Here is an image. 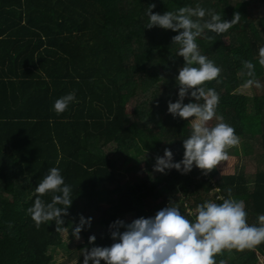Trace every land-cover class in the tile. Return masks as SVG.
Instances as JSON below:
<instances>
[{"label": "trees", "instance_id": "trees-1", "mask_svg": "<svg viewBox=\"0 0 264 264\" xmlns=\"http://www.w3.org/2000/svg\"><path fill=\"white\" fill-rule=\"evenodd\" d=\"M153 3V13L200 5L229 22L237 3L246 4L245 24L222 34L206 30L196 42L201 54L221 69L217 80L204 85L220 97L217 115L235 129L245 154L256 145L264 159V113L231 115L225 103L228 94L243 95L248 77L239 75L242 60L255 65L261 84L250 87L251 98L264 97V67L258 62L264 16L254 0H0V244L13 234L17 245L24 243L15 263L0 257V264H83V249L113 243L110 225L119 215L154 217L168 206L194 220L199 204L236 197L245 203L249 225L259 226L263 170L252 182L243 171L220 176L216 168L206 179L195 167L188 173L154 170L166 148L173 163L182 161L183 140L191 128L190 121L168 112V103L179 99L176 77L184 60L177 55L179 45L172 44L178 33L146 28ZM71 92L75 100L57 113L55 101ZM132 102L136 107L129 113ZM189 102H195L190 94L184 100ZM111 145L114 152L107 154L104 149ZM229 149L236 151V146ZM53 167L71 187L69 215L62 217L67 232H56L54 221L37 227L27 212L35 187ZM129 171L144 176L132 183L126 181ZM52 196L48 192L40 198L47 204ZM179 197L190 212L175 203ZM108 198L113 203L106 208ZM147 201L154 205L147 207ZM13 213L21 221L8 233ZM81 215L91 218V226L80 232L83 242L73 244L69 241L77 240L72 231ZM93 229L102 233L89 243ZM258 251L264 254V242L225 250L215 259L217 264L221 259L259 264Z\"/></svg>", "mask_w": 264, "mask_h": 264}, {"label": "clouds", "instance_id": "clouds-1", "mask_svg": "<svg viewBox=\"0 0 264 264\" xmlns=\"http://www.w3.org/2000/svg\"><path fill=\"white\" fill-rule=\"evenodd\" d=\"M155 7L154 3L148 6L146 28L159 27L178 33L172 37V44L179 45L177 55L184 60L176 77L179 99L168 103V112L190 121L191 134L183 140L182 161L173 163V153L166 148L164 156L156 158L154 170L164 173L166 169H176L188 173L195 167L207 175L221 161L229 159L227 149L237 146L240 140L235 129L224 122L222 115H217L218 93L214 88L204 86L217 80L221 69L201 54L196 41L206 30L225 33L239 23L241 15L234 13L229 22L200 5L184 6L176 12L167 11L164 14L153 13ZM206 15L210 18L204 19ZM258 62L264 67V46L259 48ZM241 63L239 75L248 77L242 87L260 88L255 65L245 60ZM189 94L195 102L185 104ZM74 100L75 92L62 96L55 101L54 110L62 113ZM213 119L217 121L214 126L210 124ZM48 192H52L53 196L46 204L40 197ZM35 193L34 204L27 212L36 226L54 221L56 232H67L62 217L69 215L71 187L65 184L60 170L51 168L35 187ZM257 219L259 226L249 225L244 201L232 198L223 199L222 203L206 201L199 204L194 220L182 215L177 207L168 206L154 217H140L131 223L114 222L110 225L113 243L106 247L83 249V264H101L102 261L103 264H217L216 255H222L225 250L242 251L264 242V215H259ZM85 226H91V218L85 219L81 215L79 225L72 231L77 240ZM95 239L94 235L90 236L89 243H94ZM219 264H227V261L221 259Z\"/></svg>", "mask_w": 264, "mask_h": 264}, {"label": "rangeland", "instance_id": "rangeland-1", "mask_svg": "<svg viewBox=\"0 0 264 264\" xmlns=\"http://www.w3.org/2000/svg\"><path fill=\"white\" fill-rule=\"evenodd\" d=\"M255 4L258 6V14L259 16H264V4L261 2H256L254 0ZM235 13H239L241 15V19L239 23L236 25H243L247 22V8L245 3H237L235 6ZM243 95H231L228 94L225 99L226 106L229 110V113L231 115H248V114H262L264 113V97H255L251 98L252 95H254V91L251 88L244 89L242 92ZM136 104L132 102L131 104L128 105V112L131 113ZM216 122H210L211 125H215ZM234 148V147H233ZM115 147L113 145L106 147L104 150L107 154H111L114 152ZM259 148H254L253 153L247 155L244 153L241 142L236 146V151L235 149H227L229 159L226 161H221L219 166L217 167L219 171V175H233L235 173H239L243 171L245 175L247 176L248 180L252 182L254 175L259 171L263 170L264 171V159L260 157ZM133 162L129 163V165H132ZM141 169H143L144 165L140 166ZM144 176V172H140L138 174L134 172H128V178L126 181H130L132 183H136L139 181ZM213 191L219 192V189H215ZM201 194H203V190H201ZM181 196V195H180ZM235 200H240V198H233ZM160 201V200H159ZM156 202L157 203H159ZM177 201V200H176ZM175 203L179 205L181 209L185 208L188 212H190L188 203H183V200L181 197H179V200ZM113 203L112 199H107L106 202L104 203V206L111 207ZM154 205L152 201H147L146 206L151 207ZM134 219H137L134 213H129V214H121L118 216V220L124 221L125 223H131ZM21 218L18 216L16 213L11 214V223L6 225V231L8 233H12V227L14 223L20 222ZM11 225V227H9ZM102 233V230L99 229H93L92 231V236H97ZM15 234L9 235L8 238L6 239L5 242L0 244V257L2 259H6L7 262L15 263L16 256L19 255L22 252V249L24 247V243L18 244L16 241H18V237L16 236V241L14 239ZM70 243L73 244H79L82 243L83 241L81 240H70ZM258 255V262L259 264H264V254L261 251L257 252ZM78 259V256H77ZM18 260V258H17Z\"/></svg>", "mask_w": 264, "mask_h": 264}, {"label": "built area", "instance_id": "built-area-1", "mask_svg": "<svg viewBox=\"0 0 264 264\" xmlns=\"http://www.w3.org/2000/svg\"><path fill=\"white\" fill-rule=\"evenodd\" d=\"M206 176V179H208L209 178V176H210V173H208L207 175H205Z\"/></svg>", "mask_w": 264, "mask_h": 264}, {"label": "crops", "instance_id": "crops-1", "mask_svg": "<svg viewBox=\"0 0 264 264\" xmlns=\"http://www.w3.org/2000/svg\"><path fill=\"white\" fill-rule=\"evenodd\" d=\"M231 95H235V96H236V95H239V94H231ZM239 96H240V95H239ZM241 96H242V95H241ZM226 98H228V97H226ZM226 100H227V99H226Z\"/></svg>", "mask_w": 264, "mask_h": 264}]
</instances>
